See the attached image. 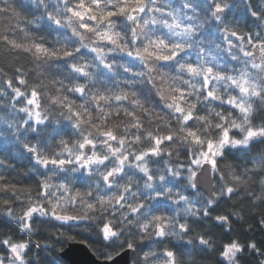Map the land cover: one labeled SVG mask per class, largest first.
<instances>
[{"label":"clouds","instance_id":"clouds-1","mask_svg":"<svg viewBox=\"0 0 264 264\" xmlns=\"http://www.w3.org/2000/svg\"><path fill=\"white\" fill-rule=\"evenodd\" d=\"M264 264V0H0V264Z\"/></svg>","mask_w":264,"mask_h":264},{"label":"water","instance_id":"water-1","mask_svg":"<svg viewBox=\"0 0 264 264\" xmlns=\"http://www.w3.org/2000/svg\"><path fill=\"white\" fill-rule=\"evenodd\" d=\"M72 248L75 250L72 254V259L97 264L86 245H73Z\"/></svg>","mask_w":264,"mask_h":264}]
</instances>
